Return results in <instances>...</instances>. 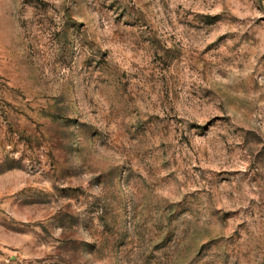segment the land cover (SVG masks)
I'll return each mask as SVG.
<instances>
[{"label": "rangeland", "instance_id": "374dc122", "mask_svg": "<svg viewBox=\"0 0 264 264\" xmlns=\"http://www.w3.org/2000/svg\"><path fill=\"white\" fill-rule=\"evenodd\" d=\"M0 264H264V0H0Z\"/></svg>", "mask_w": 264, "mask_h": 264}]
</instances>
